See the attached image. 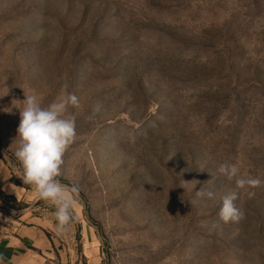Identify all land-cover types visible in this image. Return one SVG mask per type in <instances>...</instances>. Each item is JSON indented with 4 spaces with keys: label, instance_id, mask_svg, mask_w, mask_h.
Here are the masks:
<instances>
[{
    "label": "rangeland",
    "instance_id": "1",
    "mask_svg": "<svg viewBox=\"0 0 264 264\" xmlns=\"http://www.w3.org/2000/svg\"><path fill=\"white\" fill-rule=\"evenodd\" d=\"M64 85L81 108L59 179L79 192L58 234L13 141L25 94ZM225 162L264 180V0H0V230L40 228L48 264H264V186ZM231 191L238 223L218 216Z\"/></svg>",
    "mask_w": 264,
    "mask_h": 264
},
{
    "label": "clouds",
    "instance_id": "2",
    "mask_svg": "<svg viewBox=\"0 0 264 264\" xmlns=\"http://www.w3.org/2000/svg\"><path fill=\"white\" fill-rule=\"evenodd\" d=\"M66 89L67 85H64L62 94L47 106L42 105L36 94H25V99L17 107L20 123L13 141L16 144L14 155L22 169L18 177L34 188L39 199L54 207L58 234L66 232L75 219V195L79 192L78 186L68 187L59 179L65 154L77 136V116L72 110L81 108L79 97ZM217 171L227 180L234 181L237 189L264 186V180L258 177L242 176L234 163H222ZM196 195L210 201L217 200L215 192L202 188L196 191ZM248 195L252 197L255 192L248 191ZM237 199L236 191L219 196L218 216L224 223H238L244 218L245 213L234 203Z\"/></svg>",
    "mask_w": 264,
    "mask_h": 264
},
{
    "label": "crops",
    "instance_id": "3",
    "mask_svg": "<svg viewBox=\"0 0 264 264\" xmlns=\"http://www.w3.org/2000/svg\"><path fill=\"white\" fill-rule=\"evenodd\" d=\"M4 180L0 167V189L10 190ZM6 230H0V264H48L53 244L44 231L33 226Z\"/></svg>",
    "mask_w": 264,
    "mask_h": 264
}]
</instances>
